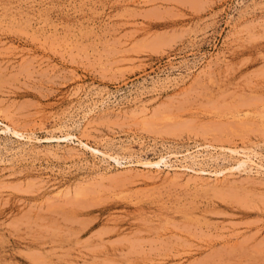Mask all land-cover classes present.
Wrapping results in <instances>:
<instances>
[{
  "label": "rangeland",
  "instance_id": "obj_1",
  "mask_svg": "<svg viewBox=\"0 0 264 264\" xmlns=\"http://www.w3.org/2000/svg\"><path fill=\"white\" fill-rule=\"evenodd\" d=\"M0 264H264V0H0Z\"/></svg>",
  "mask_w": 264,
  "mask_h": 264
},
{
  "label": "bare ground",
  "instance_id": "obj_2",
  "mask_svg": "<svg viewBox=\"0 0 264 264\" xmlns=\"http://www.w3.org/2000/svg\"><path fill=\"white\" fill-rule=\"evenodd\" d=\"M195 150H196V149H195ZM229 151H231V150L229 149ZM188 152H189V151H188ZM199 152H200V151H199ZM229 153H230V152H229ZM231 153L240 154V152H239L238 150H237V151H236V150H234V151L232 150ZM241 154H242L243 157H246L247 160H249V158H250V156H251V155H250V154H251L250 152H242ZM163 158H164V157H163ZM160 162H161V160L158 161V162H155L154 164H157V165H158ZM244 162H245V161L241 162L240 165H241L242 163H244ZM260 167H261V165H260Z\"/></svg>",
  "mask_w": 264,
  "mask_h": 264
}]
</instances>
